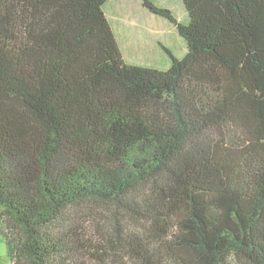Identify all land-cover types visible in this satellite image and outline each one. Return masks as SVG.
I'll use <instances>...</instances> for the list:
<instances>
[{"label": "trees", "instance_id": "1", "mask_svg": "<svg viewBox=\"0 0 264 264\" xmlns=\"http://www.w3.org/2000/svg\"><path fill=\"white\" fill-rule=\"evenodd\" d=\"M108 1L0 0L6 264H264V0H141L186 43L165 69Z\"/></svg>", "mask_w": 264, "mask_h": 264}, {"label": "rangeland", "instance_id": "2", "mask_svg": "<svg viewBox=\"0 0 264 264\" xmlns=\"http://www.w3.org/2000/svg\"><path fill=\"white\" fill-rule=\"evenodd\" d=\"M149 1L168 8L177 21L183 22L185 10L180 0ZM104 11L126 63L165 69L169 65L165 49L175 57H182L186 52V43L176 26L151 13L142 5L141 0H109L104 6ZM91 207L95 210L101 208ZM104 211L107 214L112 212ZM2 226L0 222V227ZM7 262L4 240L0 236V264Z\"/></svg>", "mask_w": 264, "mask_h": 264}]
</instances>
